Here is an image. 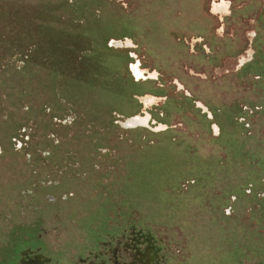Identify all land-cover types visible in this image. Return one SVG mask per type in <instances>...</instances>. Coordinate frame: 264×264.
I'll list each match as a JSON object with an SVG mask.
<instances>
[{
	"label": "rangeland",
	"instance_id": "obj_1",
	"mask_svg": "<svg viewBox=\"0 0 264 264\" xmlns=\"http://www.w3.org/2000/svg\"><path fill=\"white\" fill-rule=\"evenodd\" d=\"M213 1L0 0V264H264V0Z\"/></svg>",
	"mask_w": 264,
	"mask_h": 264
},
{
	"label": "flooded vegetation",
	"instance_id": "obj_2",
	"mask_svg": "<svg viewBox=\"0 0 264 264\" xmlns=\"http://www.w3.org/2000/svg\"><path fill=\"white\" fill-rule=\"evenodd\" d=\"M211 9L214 13L221 14L228 11V2L226 0L213 1ZM116 46L130 47L132 43L126 39L125 41H112ZM249 62V61H248ZM247 62V63H248ZM128 71L135 82L146 81L156 78V73L142 69L138 61L128 64ZM143 105L147 108L153 103L155 97L152 95H141ZM197 107L205 110V106L197 102ZM208 113L207 110L204 111ZM211 114V113H210ZM211 116V115H210ZM125 128L149 127L151 118L147 113L134 114L125 118L124 122H117ZM164 125H157L155 129H164ZM125 236L115 239L114 242L106 240L93 239L89 243H94V248H89L82 258L74 260V258L57 259L50 257L38 256L31 252L20 253L14 264H155L154 251L149 245L148 239H140V237ZM9 264V263H6Z\"/></svg>",
	"mask_w": 264,
	"mask_h": 264
}]
</instances>
